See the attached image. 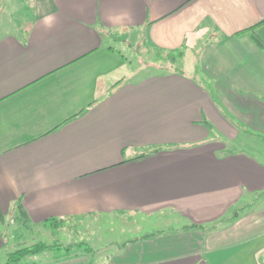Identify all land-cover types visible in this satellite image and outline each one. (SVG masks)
Masks as SVG:
<instances>
[{
    "label": "crops",
    "instance_id": "obj_1",
    "mask_svg": "<svg viewBox=\"0 0 264 264\" xmlns=\"http://www.w3.org/2000/svg\"><path fill=\"white\" fill-rule=\"evenodd\" d=\"M34 5L0 32V223L21 203L31 227L106 234L101 263L44 264H264V49L238 34L264 0ZM119 34L177 56L171 72L131 80L106 42Z\"/></svg>",
    "mask_w": 264,
    "mask_h": 264
},
{
    "label": "rangeland",
    "instance_id": "obj_2",
    "mask_svg": "<svg viewBox=\"0 0 264 264\" xmlns=\"http://www.w3.org/2000/svg\"><path fill=\"white\" fill-rule=\"evenodd\" d=\"M0 5V15L2 14L0 19V22H2V25L0 24L1 33L5 31L18 32L19 25L24 26V23L34 20L35 13L31 9V1L24 3L22 0H1ZM140 39V36L137 37L134 34L128 36L119 34L114 36L113 40L107 39L106 41L107 45L113 47L119 56L125 57L130 62L133 67L131 80H146L152 75L171 72L170 70L173 69L171 60L177 56H172L171 58L167 53L155 51L149 45H146L144 39ZM177 68L179 69L180 67L177 65ZM18 216L16 215L14 218ZM14 218L7 217L6 220L0 223V231L4 234L9 253L31 247L37 243H46L48 245H58L62 248L77 247V245L83 244L92 249L94 257L99 261L106 254V252L98 254L93 249L95 246H100L107 239L106 234L92 235L95 228H99L97 227L98 225H95V221L88 219L76 222L69 221L70 223H67V226L61 229H54L51 226L27 228L22 220L18 221ZM63 253L64 250L62 249L54 253L30 256L23 258L18 264H44L49 259L55 260L57 257H61ZM80 253L83 252L81 251ZM86 256L91 258L87 254ZM6 263L7 258L0 262V264Z\"/></svg>",
    "mask_w": 264,
    "mask_h": 264
},
{
    "label": "trees",
    "instance_id": "obj_3",
    "mask_svg": "<svg viewBox=\"0 0 264 264\" xmlns=\"http://www.w3.org/2000/svg\"><path fill=\"white\" fill-rule=\"evenodd\" d=\"M1 1V0H0ZM24 3H28L29 1H31L32 3V11L34 12V3H35V0H22ZM2 3V2H1ZM29 25V21L25 24L24 23V26H21L19 25V29L22 30L23 27H26ZM262 25H264V21L257 24L256 26L250 28L249 30H246V31H243V32H240L238 34H241V33H246V32H249L251 34L254 35V39L256 41V43L262 47L264 49V43L258 38L256 37V30L261 27ZM115 36H118V35H115ZM112 49V48H111ZM182 54H179V56H181ZM160 149H156V150H153V151H150V152H144L142 154H140L139 156H137L136 159H141V158H144V157H148L154 153H157L159 152ZM18 214L19 216L16 218V220H22V222L25 223V225L27 226V228L31 227L29 226L27 223V214L26 212L24 211L23 209V206L20 204H18ZM2 219L4 220L3 216H1ZM71 219L70 218H64V219H51L47 222V225L48 226H51L52 228L54 229H61L62 227L64 226H67L66 224L67 223H70ZM64 250V253L61 257H57L55 260H60V259H65V258H71V257H75L79 254H87L91 257V259L94 258V255H93V251L90 247H86L85 245L83 244H80V245H77V247H65V248H62V247H59L58 245H48L46 243H37L31 247H26V248H23V249H19L17 251H15L14 253H8V256H7V263L6 264H18L20 263V261L23 259V258H26V257H30V256H38L40 254H44V253H54L55 251H61V250ZM83 252V253H80V252ZM92 261V260H91ZM90 264V262H89Z\"/></svg>",
    "mask_w": 264,
    "mask_h": 264
},
{
    "label": "clouds",
    "instance_id": "obj_4",
    "mask_svg": "<svg viewBox=\"0 0 264 264\" xmlns=\"http://www.w3.org/2000/svg\"><path fill=\"white\" fill-rule=\"evenodd\" d=\"M49 19V21H50V18H48Z\"/></svg>",
    "mask_w": 264,
    "mask_h": 264
}]
</instances>
